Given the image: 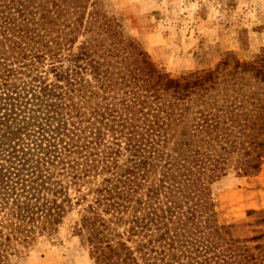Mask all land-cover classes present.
<instances>
[{
	"label": "trees",
	"instance_id": "1",
	"mask_svg": "<svg viewBox=\"0 0 264 264\" xmlns=\"http://www.w3.org/2000/svg\"><path fill=\"white\" fill-rule=\"evenodd\" d=\"M263 158L264 50L171 78L95 0H0V264L72 206L93 264H264L203 200Z\"/></svg>",
	"mask_w": 264,
	"mask_h": 264
},
{
	"label": "rangeland",
	"instance_id": "2",
	"mask_svg": "<svg viewBox=\"0 0 264 264\" xmlns=\"http://www.w3.org/2000/svg\"><path fill=\"white\" fill-rule=\"evenodd\" d=\"M115 19L154 65L171 78L214 68L226 55L253 61L264 50V0H95ZM74 192L70 190V197ZM204 213L218 225L234 226V236L264 234V158L259 172L242 177L231 171L204 186ZM74 201H72L73 203ZM79 207L72 209L55 233L36 239L8 264H93L78 234Z\"/></svg>",
	"mask_w": 264,
	"mask_h": 264
}]
</instances>
